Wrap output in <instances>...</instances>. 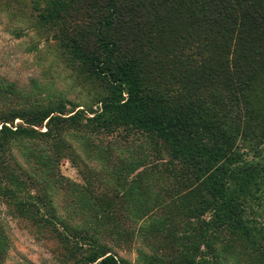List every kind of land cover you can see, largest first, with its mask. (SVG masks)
<instances>
[{
    "label": "trees",
    "instance_id": "trees-1",
    "mask_svg": "<svg viewBox=\"0 0 264 264\" xmlns=\"http://www.w3.org/2000/svg\"><path fill=\"white\" fill-rule=\"evenodd\" d=\"M34 1L43 3L37 17L63 29L62 39L105 80L109 94L96 109L56 102L0 116L4 203L19 217L37 205L20 196L23 183L9 174L5 156L15 140L48 145L68 130L124 140L151 135L165 146L169 168L143 164L144 158L136 167L168 175L172 186L195 188L185 224L201 226L198 259L184 264H223L218 246L227 243L264 264V0ZM88 9L90 38L82 42L74 18L79 23ZM116 27L118 36H108ZM16 119L22 124L14 126ZM102 214L98 208L93 218ZM43 226L66 243L63 226ZM89 243L92 254L74 264H132L93 237Z\"/></svg>",
    "mask_w": 264,
    "mask_h": 264
},
{
    "label": "rangeland",
    "instance_id": "rangeland-1",
    "mask_svg": "<svg viewBox=\"0 0 264 264\" xmlns=\"http://www.w3.org/2000/svg\"><path fill=\"white\" fill-rule=\"evenodd\" d=\"M42 4L0 0V116L56 102L66 103V108L96 109L109 94L105 80L76 58L62 39L63 29L37 17ZM92 13L83 12L79 23L74 18L76 30L83 32L78 35L82 42L90 38L87 21ZM119 33L116 27L108 36ZM19 124L22 121L16 119L14 126ZM153 137L124 140L68 130L48 145L40 140L12 142L5 156L9 174L23 183L20 196L37 205L30 209L33 219L32 214L19 217L0 197V264H63L62 257L65 264H74L92 254V237L132 264L161 262V257L171 264L196 261L201 226L185 224L192 212L188 205L194 185L172 186L168 175L136 167L144 158L143 164L158 162L169 168L165 146ZM261 144L264 151V140ZM240 150L247 155V143ZM98 208L104 214L94 219ZM43 225L63 226L66 243ZM218 247L223 264H256V259L249 262L247 249L228 243Z\"/></svg>",
    "mask_w": 264,
    "mask_h": 264
}]
</instances>
